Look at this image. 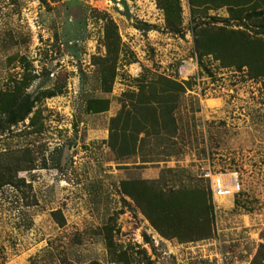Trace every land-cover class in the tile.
<instances>
[{
    "label": "rangeland",
    "instance_id": "obj_1",
    "mask_svg": "<svg viewBox=\"0 0 264 264\" xmlns=\"http://www.w3.org/2000/svg\"><path fill=\"white\" fill-rule=\"evenodd\" d=\"M13 99L0 264H264V0H0Z\"/></svg>",
    "mask_w": 264,
    "mask_h": 264
},
{
    "label": "trees",
    "instance_id": "obj_2",
    "mask_svg": "<svg viewBox=\"0 0 264 264\" xmlns=\"http://www.w3.org/2000/svg\"><path fill=\"white\" fill-rule=\"evenodd\" d=\"M48 96H51V94H48ZM26 103L27 101H24V103L22 104L21 102H17L16 99H13L7 104H0V116L3 117L4 123L12 125L15 124L17 121L22 120L24 116L30 112L31 108V105H27ZM171 136L172 135H168V137ZM23 152L24 153L22 154V158L20 159V161L22 163H27V168L30 169L32 168V160L26 151ZM9 169L10 167H8V170Z\"/></svg>",
    "mask_w": 264,
    "mask_h": 264
},
{
    "label": "built area",
    "instance_id": "obj_3",
    "mask_svg": "<svg viewBox=\"0 0 264 264\" xmlns=\"http://www.w3.org/2000/svg\"><path fill=\"white\" fill-rule=\"evenodd\" d=\"M198 175L200 178L208 181L210 193L213 198L226 196L230 193L229 187L225 186L223 181L218 178V175L220 174L212 172L211 168L208 165L200 164L198 167ZM232 175V180L236 185V176L235 174Z\"/></svg>",
    "mask_w": 264,
    "mask_h": 264
}]
</instances>
